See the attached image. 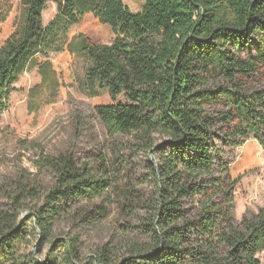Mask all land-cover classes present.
Here are the masks:
<instances>
[{
    "label": "trees",
    "instance_id": "obj_1",
    "mask_svg": "<svg viewBox=\"0 0 264 264\" xmlns=\"http://www.w3.org/2000/svg\"><path fill=\"white\" fill-rule=\"evenodd\" d=\"M50 2L58 14L45 26ZM22 6V22L0 46V118L22 74L36 69L42 80L31 100L47 87L54 101L60 83L50 56H82L85 95L108 91L113 100L95 107V116L110 135L132 137L139 151L153 153L155 191L149 201L130 204L108 198L128 209L127 220L138 208L147 211L136 228L140 237L122 252L107 244L84 258L80 238L54 237V228L81 209L88 224L109 217L96 200L114 184L110 161L43 156L38 169L52 184L39 191L21 184L9 205L0 202V264H261L264 209L236 219L235 188L243 177L234 179L231 167L249 141L264 150V49L243 55L264 33V0H145L139 13L123 0H22ZM11 11V2L0 0V24ZM87 14L112 28L110 44L83 33L70 38ZM119 97L127 103H116ZM30 196L37 203L22 218ZM34 238L37 252L29 250Z\"/></svg>",
    "mask_w": 264,
    "mask_h": 264
},
{
    "label": "rangeland",
    "instance_id": "obj_2",
    "mask_svg": "<svg viewBox=\"0 0 264 264\" xmlns=\"http://www.w3.org/2000/svg\"><path fill=\"white\" fill-rule=\"evenodd\" d=\"M7 1L11 2L12 11L8 19L0 24V46L24 17L22 0ZM123 1L135 13L141 12L145 3V0ZM57 14L58 6L50 2L44 11V25L48 26ZM82 33L95 43L110 44L115 39L112 28L102 24L92 14H87L79 24L74 25L69 36L73 38ZM259 47L264 49V33L253 37L243 55H254ZM50 60L60 83L55 100L52 101V93L47 87L40 89L42 97L31 100L30 92L41 86L42 80L36 69L28 71L15 84L16 91L11 95L10 107L0 118V202L9 205L21 184L30 185V189L36 188L37 191L52 184L53 177L48 173L41 175L38 169L43 156L73 153L80 159L90 157L93 162L106 156L113 171L114 184L104 195L105 198H99L96 203L106 205L109 217L88 224L82 220L81 209L55 226L54 237L70 235L80 238L84 258H90L98 248L107 244H111L116 253L122 252L127 243L138 241L140 231L136 228L147 217V211L138 208L134 219L127 220L128 209L107 199L128 204L131 203L128 199L149 201L155 191L149 165L156 159L153 153L139 151L132 137L112 136L101 125L94 109L110 105L113 100L108 91L95 98L85 95L86 61L82 56L66 51L52 54ZM116 103L125 104L127 101L119 97ZM123 148L126 151L120 154ZM119 158L127 160V165H119ZM231 174L234 179L243 177L235 188L236 219L241 221L249 210L259 212L264 209V150L258 142L249 141L237 150ZM36 203L32 196L25 200L22 218L31 214L30 209ZM29 229L32 231L34 227ZM38 234V230L34 231L36 239ZM36 239L29 246V250L34 252L38 251L39 240ZM48 248L49 244L45 245L44 253ZM258 258L264 264V252Z\"/></svg>",
    "mask_w": 264,
    "mask_h": 264
},
{
    "label": "crops",
    "instance_id": "obj_3",
    "mask_svg": "<svg viewBox=\"0 0 264 264\" xmlns=\"http://www.w3.org/2000/svg\"><path fill=\"white\" fill-rule=\"evenodd\" d=\"M247 158H249L248 154L246 155Z\"/></svg>",
    "mask_w": 264,
    "mask_h": 264
}]
</instances>
